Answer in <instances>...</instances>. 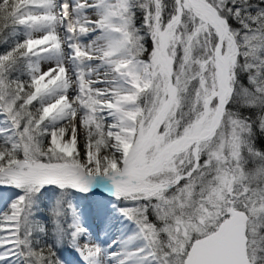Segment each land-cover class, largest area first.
<instances>
[{
    "label": "snow or ice",
    "instance_id": "6c2138e0",
    "mask_svg": "<svg viewBox=\"0 0 264 264\" xmlns=\"http://www.w3.org/2000/svg\"><path fill=\"white\" fill-rule=\"evenodd\" d=\"M0 264H264V0H0Z\"/></svg>",
    "mask_w": 264,
    "mask_h": 264
},
{
    "label": "rangeland",
    "instance_id": "374dc122",
    "mask_svg": "<svg viewBox=\"0 0 264 264\" xmlns=\"http://www.w3.org/2000/svg\"><path fill=\"white\" fill-rule=\"evenodd\" d=\"M69 259H71V257H68Z\"/></svg>",
    "mask_w": 264,
    "mask_h": 264
}]
</instances>
